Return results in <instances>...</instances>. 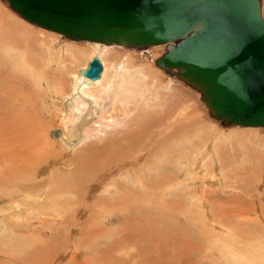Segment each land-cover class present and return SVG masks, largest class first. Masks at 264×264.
<instances>
[{
	"label": "bare ground",
	"instance_id": "6f19581e",
	"mask_svg": "<svg viewBox=\"0 0 264 264\" xmlns=\"http://www.w3.org/2000/svg\"><path fill=\"white\" fill-rule=\"evenodd\" d=\"M262 9H263V3H262ZM5 22L6 21H4L0 17V50H4V52L6 53V57H4V60L1 61L0 68L2 70L4 68V65L5 66L7 65L13 71L16 70L17 72H19V74L23 75L24 77L27 76L31 78V80H33V82L31 81L32 83H35L44 93L45 91L48 93L49 99L45 100L44 105H45V109H47L48 112L51 115H53V119L56 122L55 127H57L59 124L58 128L61 129V133H60L61 139L59 141H55L54 144L58 148H61L63 153L55 152L54 149L50 147V144L53 142V139L52 137H50L51 135V133L49 132L50 129H46L45 123L43 121H40L35 118L34 120H29L31 121L32 124L28 122V116L25 111L26 110L25 105L30 102H28L27 99L25 100V98L23 97V99L26 101V103L24 102L25 105L22 106L20 102L21 106L15 107V109L17 110L19 109V111H17L15 115L13 114V108L7 110L1 109L0 201L2 203L6 202L8 204L7 208L2 210L3 212L10 211L13 209L17 210L18 212L14 211V213H16V216L18 218H22L26 220V222H22V223L31 222V224L34 226L36 224L34 223L33 220L34 218H38L42 220L47 219L48 224L50 221V225L55 224L56 222L57 225L60 222L64 223L63 224L64 226L61 225L63 226L62 231H60L59 229L61 226L60 227L57 226L58 228L57 227L55 228L59 230L53 233V234H57L56 238L59 242L60 241L59 239H62L61 233L62 234L68 233L66 231L64 232V230L66 228L68 221L70 220L69 213L73 211L72 220L78 222L79 220H77L76 216L74 215V212H76L75 210H80L81 204L83 205V207H85L83 203L84 198L88 197L91 193H93V195L96 194L99 191V189H101V187L102 188L104 187V190L107 189L106 192H108V190L111 188L112 189L115 188V191L114 189L113 191L116 193L112 191L113 195H109L108 193H106L109 196H111V198L112 196L115 197L116 194H119L118 197L116 195L118 199L117 203L119 204L118 205L119 209L117 211L116 209L117 207L115 206L116 210L114 209L113 212L118 216H120L119 214H121L120 217H122L123 213H125V215L135 214L139 209H142V206L139 208L136 205V201L142 202V198L148 200L147 202L149 203L150 202L160 203L165 201H166L165 203H168V201L175 198L170 196H173L175 194V191L177 190L181 193V195H183L182 197L185 196V194L183 193L184 188L182 187V184L185 187L186 183L184 184L182 183L183 181L181 182L179 172L176 174L173 172L168 174L163 170V173H160L163 167L160 165L161 159H157L155 160V162L153 161L154 162L153 167H151L148 164L149 161L152 159L151 157L155 155V154L152 155V153L155 152L152 150V145L150 143V142L153 143L154 140L153 136L155 135L154 134L155 132L153 131L155 129H150V125H152L154 121L158 119L160 120L162 119V116L151 115V113L155 109H158L156 108L157 105H159L160 103V105L166 106L165 102L167 100L168 103H171V105L172 103L173 105L174 103L176 104L178 103L177 119L178 118L180 119L179 116L182 117V115L184 116V114L187 113V112L184 113L183 109H185V107L184 106L181 107L183 103L187 102L186 96L185 97L183 96L184 98L178 100L177 102L173 101L174 97L172 90L179 89L181 87V84H179V82L182 83L183 81L182 79H180L181 81L178 80L179 82H175L173 81L172 76L169 77V75L165 74V72H163L160 68L156 67L154 64L151 66L150 65L146 66L143 63L145 61L140 60L138 54L129 53L128 50H126L127 47L123 45L122 46L118 44L108 45L93 41H88L92 43V46L87 48V51H90L91 53V57L89 61H91L94 56L100 57L104 66L101 77L99 79H89L83 75L82 71L87 69L89 62H87L83 67H81L77 71L70 73V71L68 72V70H65L64 68L65 61L63 60V56H59L58 58L54 57L52 60L47 59L42 63L43 60L41 59L38 60L34 58L32 59L28 55L29 47H24L25 49H23V46L19 44H15L14 46L11 45L10 41H8L7 39L12 40L15 35L20 34L23 38V41H26V44L31 45L32 43H35V44H39L40 47L44 48V51L40 52L42 55H44V52L45 54L48 55L52 54V46L51 45L44 46L45 39H40L39 37L33 36V34L31 33L29 34L24 33L21 30L9 27V25L8 26L4 25ZM32 24L36 25L34 23ZM34 39H36L38 42L37 41L34 42L33 41ZM17 41L18 40H16V42ZM159 45H164V49L166 48L165 44H159ZM111 46L113 47L121 46L123 48L121 50H115L113 52L114 48H110ZM155 46L156 49L154 48L155 50L153 52L155 55L156 54L158 55L159 53L163 52L162 51L163 48H157L158 46L154 45V47ZM46 48H48L47 51ZM110 53L114 54L115 59L112 60L111 63L108 65L106 60L104 59V56ZM143 53L139 55L141 56ZM70 57L72 59H77L75 54H72ZM2 63L4 65H2ZM48 70H51V72ZM174 77L176 78V76ZM187 85L190 86L191 88H194L188 83ZM181 93H186V92L185 90H183V92ZM27 98L31 99L28 96ZM173 105L172 107H174ZM162 107L160 106L159 108ZM172 107H170V109ZM186 108H188L187 105ZM189 109L192 108H188L187 110L186 109L185 110L188 112L191 111L192 113L193 109L192 110ZM157 112L159 114H166V112H161V110L159 109ZM44 115L45 112H41L39 108L38 116L42 118H46ZM139 115L141 116L139 117ZM136 118L139 119L136 120ZM142 118L144 119L145 122L143 121ZM192 118L194 117L192 116ZM193 120L194 119L191 120V116H190V120L188 122L183 121V123H181L180 121V125H178L179 123L177 124L175 118L174 119L169 118L166 127V129L168 130L167 132L165 131L163 132L166 136H168L170 140H175L177 143H183V147H180L181 145L180 146L178 145L179 148H182L181 150L183 151L181 153L178 152L179 153L178 157L176 155L177 151L173 147V150L175 149L176 151V152L173 151L175 153L173 154V156L175 157L176 155V157L175 160H173V157L171 158L173 163L176 162L177 165L186 164L188 162L190 154L187 153L186 155L184 154L185 153L184 151L196 150L198 151V154H201V157H203V159L205 156L208 155L210 151H212L213 145L212 146L210 145L211 149L209 150L210 148L209 147L207 149L208 152H204L205 149H203L204 147L203 143L204 142L206 143L207 140L204 141L205 139L202 140L197 139V141L195 140L196 142H194L193 134H192L193 129L191 126H189L190 124L192 125L190 121ZM202 126H204V124ZM237 126H241V125H237ZM201 127L196 126L195 129L197 128L198 130H194V131H199V129L200 131H202ZM243 127L264 128L262 126H243ZM9 128H13V129H9ZM42 129L48 131L45 134H41ZM22 130H24V133L21 132ZM151 133L152 135L153 134L154 135L152 136ZM235 134L236 133L232 134L233 136L232 135L224 136L221 138L219 137V135H217L219 137L218 140H217L218 137L216 138V136L211 135L212 136L211 139L215 140L214 144H216V149L224 150V154H222V158L221 155H219V150H217L216 152L218 153L217 155L219 157L216 158L215 156H213V158L215 159L213 161V168H214V172L216 173L213 174L214 176H212V179H214V181L216 180V183H218V185L220 184L222 187H225L227 190L224 192L227 194L230 193L231 194L230 198L232 199L234 198V200H237L236 195H232V193L230 192V189H232V187L224 186L225 182L223 177H227V179L228 177L234 179L233 181H231L232 185L233 183H237V184L240 183V181L238 182L235 179H239V180L243 179V181L246 184L245 189L246 190L250 189V192L246 193V195H248V197L251 198L253 197V201H250L251 202L250 207L252 208L248 209V211L246 210L247 213L245 212V214L250 215L251 211H254L253 213L255 214V216L250 215L252 218H249V216L247 217L244 216L242 218L241 215L240 218L243 219V222L238 223V221H240L239 220L240 218L238 217L239 219L237 220L236 215L232 217V215L229 214L228 215L229 222L225 221L226 223H224L223 220H221L222 222L220 223L218 222L219 224H222V226L224 225V227L220 225H215L216 229L220 227L218 230L219 233L221 234L220 236H217V240L219 241L218 243L215 242V244L216 245L218 244V248H219L218 251L222 257L229 258L231 257V255L236 256L235 259L233 258L235 260V261L233 260L235 264H264V203H263L264 202V136L263 135L255 136L257 134H255L254 136L247 134H236L238 137L237 138ZM198 135L199 133L197 134V136ZM238 135L244 136V138L240 139ZM105 138L106 139L113 138L112 139L113 142H111L112 144L109 143L110 141L109 142L107 141L109 144L98 146L97 145L98 142L102 140H106ZM160 140L163 141V138H161ZM160 140H157L159 141L158 142L159 144H160ZM186 142H189L187 146L186 144L184 145V143ZM168 145H170V143ZM105 146L107 150L101 151ZM162 146H164V144H162ZM199 146H201L200 148L201 150L200 149L197 150ZM88 147L91 148L86 149ZM169 147H171V145ZM179 148H177V150ZM90 150L95 154L86 158L87 160L86 163L91 165V167L93 168L92 172L85 171L82 172L81 174L79 173L76 176L78 178L75 177L74 179L72 177L71 178L68 177L67 172L64 174H62L61 172L50 173V167H53L54 164L57 163V161L63 160L64 159L63 155H69L72 153H74L73 156L74 155L78 156L81 153L86 155V153L89 152ZM147 152H151L152 156L151 155L148 156ZM163 152H165V150ZM227 152L229 153L230 157L232 156L231 157L232 160L230 159V161L229 158H226L227 156H225ZM106 153H108L107 156L103 155ZM169 156H171V154ZM143 159H145L146 162H144ZM205 160H207V157ZM201 161L203 162L204 160H202L201 158ZM65 168L67 169V166H65ZM58 169L63 170V167H57L56 171H58ZM247 170H249V172L254 177L256 176V178H251L250 175L247 176L245 174ZM153 171L156 175L150 177ZM49 173L51 174V178L45 181ZM82 174L84 175V181H81L79 178V176ZM120 178L122 180H120ZM116 182H118L120 185H116ZM145 182L149 183L148 187L145 188L148 190V192H145L143 188ZM226 184L228 183L226 182ZM142 188L144 194H142ZM136 190L140 192H136ZM193 197L194 196L189 197L188 204L192 203L195 205L196 202L199 204L201 203L203 205L207 204L202 199H197L195 202L194 201L195 198ZM185 199H187V197ZM86 200L88 199L86 198ZM102 202L100 201L101 205L103 206ZM109 202L110 200L107 201L106 203L109 204ZM235 202H238V200ZM231 203L233 202L230 201V204ZM13 204H17L16 207H13L12 206ZM101 205H99V207ZM99 207H97V211L98 209L102 210L103 212L106 211V214L104 215L101 214L100 211V214L102 215L100 218L107 215V213L110 217H114L113 216L114 213H111L112 210L108 209L109 212L111 211L110 212L111 215H110L107 208L105 210L102 207L105 210L104 211L102 208ZM166 208L167 207H165V209ZM177 208L179 209L180 207L178 206ZM25 209H27L26 212H24ZM222 209L225 210V208ZM238 210L239 211L237 212L239 213L237 215L241 213L240 206ZM92 211H94V209ZM217 211L218 209H216L215 212ZM98 212H96L98 217L97 216L95 217L97 218V220L102 221L103 218L98 219L100 216ZM218 212L220 213L222 212V210ZM226 212L228 213V211ZM1 216L2 215H0V217ZM3 221L5 225L11 221L15 222L14 219H10L7 217L3 218ZM38 223L40 225L44 224L42 221H38ZM85 224L86 225H82V227L80 225L79 230L80 229L84 230V228H86L85 226L93 225L92 223H90L91 225L89 223L88 224L85 223ZM78 225L79 223H77L74 227L75 232H78L77 231L78 229H76ZM245 225L251 227L255 226L256 233L257 230L258 232H262V233L258 237H255L254 235H250L248 236L249 239L246 241L247 238L244 236V231L241 232L240 229L241 226H245ZM201 228L204 229L205 227H201ZM87 230L85 231L87 232ZM122 232H124V230H122ZM89 233H90V229H89ZM130 233L131 232L129 231L128 235ZM87 234L88 233H86V236ZM69 235L70 237L74 238L75 234L69 231ZM9 239L10 238L8 237L3 238L2 236H0V256H2L4 259H11L13 260V262H16V264H18L21 260H24L25 258L28 261V263L27 261H24L25 264H29V263L58 264L61 258L66 257L64 255H60L61 249H51L50 246L51 250H47V252H44L37 259L33 260V258H28L26 255H28V253L32 254V252L34 254L36 251L40 250V248H42V246L44 245V241L43 243L36 244L33 248H31L29 251L23 254L19 249V247L16 249L13 248L14 244H16V238H13V240L12 239L9 240ZM209 239L210 238L208 235V241ZM93 240L95 241V238H93ZM71 242L72 240L70 241V243ZM80 242L78 240V243ZM122 242L123 239L118 241L119 244L115 245L116 247H119V249L117 250L118 253H120L122 250L126 251L131 248L130 246V248L125 249L122 245ZM61 243L57 246L61 247L60 246ZM213 243L214 242H212L211 244ZM257 245H259L258 248H256ZM77 246L73 247V249L72 246L70 248V250L72 249L71 251L72 257H74L75 252H77V255L80 252V247ZM42 249H46V248H42ZM115 249L116 248H114V244L110 243L106 247V252L104 251V249H102V251L103 253H106L107 256H110L109 254L113 253L112 257H114V254L116 253L114 252ZM211 249H212V245H211ZM131 253L132 252H130V254ZM123 254L125 253H122V255ZM16 255H21V256L24 255L22 257L24 259H21L20 256H16ZM149 255L150 254H148V256ZM94 261L96 260L94 259ZM113 261H115L114 258ZM127 261L129 260L127 259ZM120 262L122 264L123 259L122 260L120 259Z\"/></svg>",
	"mask_w": 264,
	"mask_h": 264
},
{
	"label": "rangeland",
	"instance_id": "374dc122",
	"mask_svg": "<svg viewBox=\"0 0 264 264\" xmlns=\"http://www.w3.org/2000/svg\"><path fill=\"white\" fill-rule=\"evenodd\" d=\"M262 3H263V14H264V0H262ZM0 10H1L0 17L4 21H6L4 25H7V26L9 25V27L21 30L24 33H28V34L31 33L35 37H39L40 39H45L44 40V46L45 45H51L52 46V54L51 55L45 54V52H44V55H42L40 52L44 51V48L40 47L39 44H35V43H32L31 45L26 44V41H23V38L20 34L15 35L12 40L7 39L8 41H10V44L13 46L15 44H19V45L23 46V49H25L24 47H29L28 55L32 59L33 58L38 59V60L41 59V60H43L42 61V63H43L47 59L52 60L54 57L58 58L59 56H63V60L65 61L64 62V68H65V70H68V72L70 71V73L77 71L78 69L83 67L87 62H89L90 57H91V53H90V51H87V48L92 46V43L85 41V40H73V39L71 40V39L64 37L63 35H60L57 32L46 30L44 28L33 25L32 23L23 19L15 10H13L10 7V5L5 0H0ZM15 26H17L18 28ZM16 40H18V41L16 42ZM33 41L36 42L37 40L34 39ZM113 45H116V44H113ZM121 46H117V47L111 46L110 48H114V50H113V52H114L115 50H121L123 48ZM157 46H158L157 48H163L162 49L163 52L161 51L162 53H164L166 51V48L164 49V45H157ZM154 48L156 49V46L155 47L150 46L149 48H146V49H136V48H130V47L128 48L127 47L126 50H128L129 53L138 54L140 60L145 61L143 63L146 66H149V65L151 66L154 64L156 67L160 68L163 72H165V74L169 75V77L172 76L173 81L179 82L178 80H180V79H178L177 76H176V78H177L176 79L174 77L175 75H171L164 68H161L156 64V58H158L162 53L155 55L153 53L155 50ZM47 50H48V48H46V51ZM73 50H75V51H73ZM141 53H143V54L140 56L139 54H141ZM0 54H1L0 55V64H1V61H3L4 57H6V53L4 52V50H0ZM72 54H75L77 59H72L70 57ZM104 59L106 60L107 64L109 65L111 63V61L115 59V56L113 53L106 54L104 56ZM2 65H4V64L2 63ZM47 65H48V63H47ZM48 71L51 72V70H48ZM66 77H67V74H66ZM31 81L33 82V80H31V78H29L27 76L24 77L23 75L19 74V72H17L16 70L13 71L7 65L6 66L4 65V68L2 70L0 68V105H2V106H0V114H1V109L7 110V109L13 108V114L15 115V113L17 111H19V109L17 110V109H15V107H20L21 105L22 106L25 105V103H26L25 100L27 99L28 102H30V103L25 105V107H26L25 111H26V114L28 116V122L30 124H32L31 121H29V120H34L35 118L40 120V121H43L45 123L46 129H50V131H49L51 133L50 137H52V139H53V142L50 144V147L52 149H54L55 152L63 153L61 148H58L54 144L55 141H59L61 139V135H60L61 129L58 128L59 124L57 127H55L56 122L53 119V115H51L48 112V110L45 109V105H44L45 100L49 99V95L46 91L44 93L35 83H32ZM182 83L179 82V84H181V87L179 89H175L178 92H176L174 89L172 90L173 97H174L173 101L177 102L178 100H181L186 96L187 102L186 101L185 102L188 104L183 103V105L181 107L184 106L186 110L188 108H192L193 110L189 109V110H192V113H191V111L188 112L185 109H183L184 113L187 112L186 113L187 115L184 114V116L186 118L182 115V117L179 116L180 119L179 118L177 119V116H178L177 104L178 103L177 104L174 103V105L172 103V105L174 106V107H172L171 103H168V100H167L166 101L167 103L165 102L166 106L160 105V103H159V105H157L156 108L161 110V112H166V114H159L157 112L158 109H155L151 113V115H154V116H162V119L161 120L158 119V120L154 121L152 125H150V129H155L153 131V132H155L154 133L155 135L153 134L154 135L153 136L151 133V135L154 137V138L152 137L154 139V140L152 139L153 143L150 142L152 145V150L155 152V153H152V155L153 154H155V155H153V157H151L152 161L150 160L148 164L151 167H153L155 160L161 159L160 165L163 167H162V170L160 173H163V170H164V172H166L168 174L172 173V172L176 174L179 172L181 182L183 181L182 183H184V184L186 183L185 184L186 188L184 187L183 184H182V187L184 188L183 193L185 194L187 199H185L186 198L185 196L182 197L183 195H181V193L178 190L175 191V194L173 196H170V197H175V198L168 201V203H165L166 201L160 202V203H154V202L149 203V202H147L148 200H145L142 198V202L136 201V205L139 208L142 206V209H139L137 211V213H135V214L125 215V213H123L122 217H120L121 214H119L120 216H118L113 212L115 209V206L117 207L116 208L117 211L119 209V206H118L119 204L117 203V201H118L117 197L119 194H116L117 197L114 194L116 198L113 196L111 198V196H109V195H113L115 188H113L114 191L111 188L108 190V192H106L107 189L104 190V187L103 188L101 187V189H99V191L96 194L93 195V193H91L88 197H86L88 194L85 196L88 199V200H86V198H84V200H83L85 207H83V205L81 204L80 205L81 209L75 210L76 212H74V215L76 216L77 220H79L78 222L72 220V218H73L72 212L73 211H71L69 213L70 220L68 221L65 230L63 229L64 232L66 231L68 233H65V234L61 233L62 239H59L60 240L59 242L60 243L62 242L60 245L61 247L57 246L60 243L58 242V240L56 238L57 234H53V233H55L59 229H60V231H62V227L64 226L63 225L64 223L60 222L57 225V222H56L55 224L50 225V221L48 224L47 219L42 220V219H38V218L33 219L34 223H36L35 226L32 225L31 222L22 223V222H26V220H24L22 218H18L16 216V213H14V211L18 212L17 210L13 209L10 211H4L3 212L2 210L6 209L8 204L6 202L2 203L0 201V215H2L0 217V236H2L3 238L8 237V238H10L9 240H11V239L13 240V238H16V244H14L13 248L16 249L19 247V249L21 250V252L23 254L26 253L27 251H29L31 248H33L36 244L43 243V241H44V245L42 246V248H46V249L40 248V250L36 251L34 254L32 252V254L28 253V255H26L28 258H33V260L37 259L44 252H47V250L61 249L60 255H64L66 257L61 258L59 260L58 264H71V263L72 264L73 263L74 264H77V263H79V264H88V263L89 264H121L120 259L121 260L123 259L122 264H128V263L129 264L130 263L131 264H158V263L159 264H169V263L170 264H235V262H233V260L235 259L236 256L231 255V257H229V258H224L220 255V253L218 251V249H219L218 244L217 245L215 244V242L218 243V241H219V240H217V236L221 235L219 233V230H218L220 227H218V229H216L215 225L222 226V224H219L220 222H222L221 220H223L224 223H226L225 221L229 222L228 221V219H229L228 215L229 214H231L232 217L234 215H236L237 220L240 218L241 215H242V218L244 216L245 217L249 216V218H252L250 215L255 216V214L253 213L254 211H251L250 215L245 214L246 210L248 211V209L252 208V207H250V204H251L250 201H253V197L251 198V197H248V195H246V193L250 192V189H247V190L245 189L246 184L243 181V179L242 180L235 179L238 182L240 181V183L239 184L233 183V185H232L231 181H233L234 179H231L229 177L227 179V177H223L224 182H225L224 186L232 187L233 190L230 189V192L232 193V195H236V199L238 200V202H235L237 200H234V198L233 199L230 198L231 197L230 193L227 194L224 192L227 190L225 187H222L220 184L218 185V183H216V180L214 181V179H212V176H214L213 174L216 173V172H214V168H213V161L215 160L213 158V156H215L216 158L219 157L217 155L218 153H216L217 150H219V155H221V158H222V154H224V150L216 149V144H214L215 140L211 139V138L213 135L216 136V138L218 137L217 135H219V137L221 138L224 136H231L234 133H236V134H247V135H253V136L255 134H257L255 136H258V135L264 136V128H261V127H243V126H237V125H223L220 121H218V120H216L210 116L205 102L201 99L200 92L198 90L188 86L185 81H182ZM183 90H185L186 93H181V92H183ZM176 93H178V94H176ZM27 96L30 97L31 99L27 98ZM23 97L25 98V100L23 99ZM20 102H21V105H20ZM160 102H161V100H160ZM186 105L188 106V108H186ZM160 106L161 107L163 106L166 108H163V107L159 108ZM170 107H172V108L170 109ZM39 108H40L41 112H45L44 116L46 118H42V117L38 116V109ZM141 115H139V117ZM190 116H191V120L194 119L193 121H190V123H192V125L191 124L189 125L193 129L192 134H193L194 142H196L197 139H200V140L205 139L204 141L207 140L206 143L204 141H202V142H204L203 143V146H204L203 149H205L204 152H208L207 149L210 147L209 148V150H210L211 146L213 145L212 151H210L208 153V155L204 157V159H203V157H201V154H198V151H196V150L184 151L185 152L184 154H186V155H187V153L190 154L189 160L186 164L177 165L176 162L173 163L171 157H173V160H175L176 155L178 157L179 156L178 154L183 152L181 150L182 148H179L180 145H181L180 147H183V143H177L175 140H170L168 138V136H166L163 132L164 131L167 132V130H168V129H166V127H167V121L169 118H171V119L175 118V120L177 121V124L179 123L178 125H180V121H181V123H183V121L188 122L190 120ZM192 116L194 118H192ZM138 119L139 118H136V120H138ZM143 121H144V119H143ZM53 124H54V126H53ZM201 124L202 125L204 124V126H202ZM196 126H200V127L202 126L201 127L202 131H200V129H199L200 132L194 131V130H198L197 128L195 129ZM9 129H13V128H9ZM47 131L48 130L42 129L41 134H45ZM21 132L24 133V130H22ZM160 132H161V134H160ZM254 132H256V133H254ZM198 133H199V135L197 136ZM199 136H200V138H199ZM238 136L240 137V139L244 138V136H240V135H238ZM169 137H170V135H169ZM219 137L217 138V140L219 139ZM236 137H237V135H236ZM161 138H163V141L160 140ZM112 139L113 138H110V139L107 138L106 140H102V141L98 142L97 145L103 146V145H105V144L107 145L109 143L112 144L111 143V142H113ZM157 140H160V144L158 143L159 141H157ZM107 141L108 142L110 141V142L108 143ZM154 141H156V142H154ZM210 141H211V143H210ZM169 143H170L171 147H169L170 146V145H168ZM176 143H177V145H176ZM162 144H164V146H162ZM185 144L187 146L189 144V142L184 143V145ZM91 147H88L86 149H89ZM168 147L170 150L168 149ZM173 147L176 149L177 152L175 151V149L173 150ZM177 148H179V149L177 150ZM200 148H201V146H199V148L197 150H199ZM103 150H107L106 146L101 151H103ZM164 150H165V152H163ZM179 150H181V151H179ZM156 151H158V152H156ZM173 151L176 152L175 157L173 156V154H175ZM212 152H214V153H212ZM168 153H170L171 156H169L170 154H168ZM225 153H226V151H225ZM73 154L74 153L69 154V155H63L64 156L63 160L57 161V163H55L53 167H50V173L51 172L52 173L61 172L62 174H64L67 172L68 177H70V178L72 177L74 179L79 173L81 174L82 172H85V171H91V172L93 171V168L91 167V165L86 163V161H87L86 158L95 154L94 152H92L90 150L89 152L86 153V155L81 153L78 156L77 155L73 156ZM147 154H148V156H150L151 152H147ZM211 154H213V155H211ZM103 155L107 156L108 153L103 154ZM156 156H158V157H156ZM164 156L167 160L164 158ZM210 156H212V157H210ZM225 156H227L226 158H229V161H230L232 156L230 157L228 152ZM206 157H207V160H205ZM201 158H202V160H204L203 162L201 161ZM143 161L146 162L145 159H143ZM143 161H142V163H143ZM205 161H207V162H205ZM218 165H219V162H218ZM65 166H67V169L65 168ZM57 167H63V170L60 169L61 170L60 171L58 169V171H56ZM50 173L48 174L45 181H47L48 179L51 178ZM245 174L247 176L250 175L251 178H256V176L254 177L249 172V170H247V172ZM155 175L156 174L153 171V173L151 174L150 177L155 176ZM76 178H78V177H76ZM79 178L81 181H84V175L83 174L80 175ZM191 179H192V181H191ZM120 180H122V179L120 178ZM226 182L228 184H226ZM148 184H149L148 182L147 183L145 182L143 185L145 192H148V190L145 189L148 187ZM116 185H120V184L118 182H116ZM187 186H189V187H187ZM143 188H142V194H144ZM136 192H140V191L136 190ZM106 193H108L109 195ZM114 193H116V192H114ZM238 194H240L241 196ZM106 195H107V197H106ZM108 196L110 197V199ZM191 196H194L193 198H195L194 199L195 202L197 199H202L207 204L203 205V204H201V203L199 204L197 202L195 205L192 203L188 204V199ZM109 200H110L109 204L106 203ZM100 201L101 202L104 201V202H102L103 206L101 205ZM230 201L233 203L230 204ZM105 204H108V205H105ZM178 204H180V205H178ZM184 204H185V206H184ZM16 205L17 204H13L12 206L16 207ZM95 205H96V207H95ZM99 205H101L105 210H106V208H107V210L108 209L112 210V212L111 211L110 212L114 213L113 214L114 217H110L107 213L108 216L105 215L104 217H102L103 219L100 218L102 216L101 214H103V215L106 214V211L101 206L99 207ZM177 205L180 207L179 209L177 208L178 207ZM163 206L167 207L168 209L167 208L165 209V207H163ZM199 206H201V207H199ZM218 206H219V208H218ZM234 206H237L238 208L240 206L241 213L239 215H237L239 213V212H237V211H239L238 208L234 207ZM97 207L102 208L105 212H103L102 210H99V209H98V211H99L98 212ZM222 208H225V210H223ZM93 209H94V211H92ZM95 209H96V211H95ZM216 209H218V211L222 210V212H220V213L218 211L215 212ZM26 210L27 209H25L24 212H26ZM90 211L92 214L90 213ZM100 211H101V214H100ZM226 211H228V213ZM93 212H95V213H93ZM96 212H98L100 215L98 219H102V221L97 220V218L95 217V216L98 217ZM108 212H109V210H108ZM111 213H110V215H111ZM222 214H224V215H222ZM23 215H25V214H23ZM80 216H81V218H80ZM116 216H118L119 218ZM5 217L10 218V219H14L15 222L11 221L5 225L4 221H3V218H5ZM242 218L239 219L240 221H238V223L243 222ZM38 221H42L44 224L40 225L38 223ZM92 221L93 222L96 221L97 223L96 222L93 223ZM37 223H38V225H37ZM77 223H79V225L76 227V229H78L77 230L78 232H75L74 227ZM80 223H82V224H80ZM85 223H87V224L92 223L93 225L92 226H85L86 228H84V230H81V229L79 230L80 225L82 227V225H86ZM61 225H63V226H61ZM57 226L58 227L61 226V227L59 229H57L58 228ZM55 227H57V228H55ZM201 227H205L206 229L205 228L202 229ZM222 227H224V225ZM87 228H88V230H87ZM89 229H90V233H89ZM120 229H121V231H120ZM240 229H241V232L244 231V236L247 238L246 241L249 239L248 236L254 235L255 237H258L262 233V232H258V230L256 233V227L255 226L251 227V226L245 225V226H241ZM85 230H87V232ZM122 230H124V232H122ZM128 230L133 235L131 233H130L131 235L130 234L128 235V233H129ZM69 231H71L75 234L74 238L70 237ZM86 233H88L87 236H86ZM208 235L210 238L209 241H208ZM205 236H207V237H205ZM69 237L72 239H70ZM92 237L95 238V241L93 240ZM120 238L123 239L122 245L125 249H128L131 246V248L126 250V251L122 250L120 252L121 254L117 252L119 247L115 246L116 244L120 243V242L118 243V241L121 240ZM98 239L100 241L101 240L102 241L100 242ZM71 240H72V242H71L72 244H74V242H75L74 245H72L70 243ZM78 240H79V242L80 241L81 242L78 243ZM55 242H58V243H55ZM98 242H100V243H98ZM212 242H214L213 244H215V245L211 244ZM102 243H103V245H102ZM110 243H113L114 248H116L114 250V252H116L115 253L116 255L114 254V257H112L113 253H110V254L108 253L110 256H107V254L103 253V251H102V249H104V251L106 252V247ZM70 245L72 246V249H73V247H75L77 245H78L77 247H80V252L78 253V255H77V252H75L74 257L71 256L72 249L70 250V248H71ZM211 245H212V249H211ZM50 246H51V249H50ZM143 247H145V248H143ZM258 247H259V245L256 246V248H258ZM129 251L132 253L130 254ZM128 252H129V254H128ZM6 253H8V252H6ZM122 253H125V254L122 255ZM133 253H135V254H133ZM145 253L146 254L148 253L150 255L148 256V254L146 255ZM136 255H137V257H136ZM151 255L152 256L154 255V256L152 257ZM16 256H20L21 259H24V258H22L24 255L23 256L16 255ZM113 258L115 261H113ZM94 259L96 261H94ZM127 259L130 262L127 261ZM24 261H27V259L25 258L24 260H21L18 264H25ZM14 263L16 264V262H13V260L4 259L2 256H0V264H14ZM27 263H28V261H27ZM40 263H43V262H40Z\"/></svg>",
	"mask_w": 264,
	"mask_h": 264
},
{
	"label": "water",
	"instance_id": "95a60500",
	"mask_svg": "<svg viewBox=\"0 0 264 264\" xmlns=\"http://www.w3.org/2000/svg\"><path fill=\"white\" fill-rule=\"evenodd\" d=\"M27 21L69 39L146 49L156 64L201 92L223 125L264 127L261 0H5ZM94 56L82 73L99 79Z\"/></svg>",
	"mask_w": 264,
	"mask_h": 264
}]
</instances>
